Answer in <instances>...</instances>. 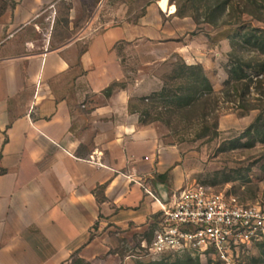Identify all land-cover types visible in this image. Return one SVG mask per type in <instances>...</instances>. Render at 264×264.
Segmentation results:
<instances>
[{
  "label": "crops",
  "instance_id": "crops-1",
  "mask_svg": "<svg viewBox=\"0 0 264 264\" xmlns=\"http://www.w3.org/2000/svg\"><path fill=\"white\" fill-rule=\"evenodd\" d=\"M16 1L0 17V264H127L110 230L149 226L192 179L188 155L131 108L158 88L142 75L128 82L119 45L176 37L193 22L154 0L138 23L85 27L31 52L24 36L46 0Z\"/></svg>",
  "mask_w": 264,
  "mask_h": 264
},
{
  "label": "rangeland",
  "instance_id": "rangeland-1",
  "mask_svg": "<svg viewBox=\"0 0 264 264\" xmlns=\"http://www.w3.org/2000/svg\"><path fill=\"white\" fill-rule=\"evenodd\" d=\"M151 1L46 0L39 3L35 11L38 15L31 19L24 39L30 38L31 52H36L66 43L85 27L94 33L124 22L138 23ZM252 1L231 0L222 12L210 16L207 4L215 1L177 0L184 16L193 22L191 30L176 37L142 40L138 47L122 43L119 51L128 82L142 75L146 82L154 80L148 86L157 91L166 83L176 87L184 81L171 79L181 57L189 65L203 66L213 92L191 106L175 110L166 107L151 98L154 91L148 94V101L136 96L133 106L139 110L142 122L155 123L165 142L178 145L188 155L191 181L214 190H228L244 201L264 202V71L257 75L264 54L243 42L249 27L264 30V20L257 19L260 12L264 16L259 6L264 0H257L256 5ZM172 3L177 6L175 0L159 1L168 13L174 12L170 9ZM16 4V0H0V17L8 15ZM159 14L164 25H172L170 16L163 11ZM186 40L193 41V47H188ZM187 47L185 53L180 51ZM239 64L249 76L231 81L230 71ZM259 117L262 119L256 124ZM110 232L113 249L121 257H128L127 264H179L187 259L183 253H151L150 225L127 233L116 228ZM247 251L244 264H264V246ZM77 263L91 264L81 260ZM200 263L215 264L205 258H200Z\"/></svg>",
  "mask_w": 264,
  "mask_h": 264
},
{
  "label": "built area",
  "instance_id": "built-area-1",
  "mask_svg": "<svg viewBox=\"0 0 264 264\" xmlns=\"http://www.w3.org/2000/svg\"><path fill=\"white\" fill-rule=\"evenodd\" d=\"M145 191L159 200L148 187ZM161 204L148 242L151 253H190L217 264H244L246 251L264 241V202L244 201L193 180Z\"/></svg>",
  "mask_w": 264,
  "mask_h": 264
},
{
  "label": "trees",
  "instance_id": "trees-1",
  "mask_svg": "<svg viewBox=\"0 0 264 264\" xmlns=\"http://www.w3.org/2000/svg\"><path fill=\"white\" fill-rule=\"evenodd\" d=\"M210 1H215L213 4H207V9L210 11L209 12L210 16H212L216 12L218 13L222 12L224 9V6L229 5L230 3L229 1L231 0H210ZM175 2L177 6L174 3H172V5L170 4V9L174 10L175 15L180 16V17H186L184 16L182 6L179 4V2H177V0H175ZM252 3L253 5H256L257 0H253ZM259 6H261V9H264V5H259ZM256 8H257V11H261L258 9L259 7H256ZM241 12L249 13L247 11H241ZM260 13H259V16H257V19L264 20V16ZM243 42L248 44V46L254 47L260 53L264 54V30L262 28L254 27V26L249 27L247 29V32H245L243 35ZM258 67L261 70H258L259 73L257 75H260L262 71H264V63L258 64ZM230 74H231L230 76L231 81L232 80L233 81L234 80L236 81L244 80L249 76L247 72L245 71L242 64H239L237 67L232 68L230 71ZM171 79L172 80L184 79V81L182 80V83L177 85L176 87L175 86L170 87L169 84L166 83L160 91H157V90L154 91L151 98H153V100H155L156 102L162 103L166 107L171 106L172 109L174 108V110H175V107L176 109L189 107L198 99H201L204 96H207L213 92L212 83L209 77L207 76V74L204 72L203 66L202 65H189L184 61L182 57L180 61L177 63V67L175 68V71ZM111 90L112 88L108 89V91H111ZM139 100L143 102L148 101L150 100V96L149 95L141 96ZM131 108L139 112V110L135 109V107L133 106V102L131 103ZM261 119L262 117H259L256 120V124ZM159 215L160 213H157L154 216V221L150 224L152 236H153L154 229H155L156 222H157ZM257 246L259 248L263 247L264 241L258 243ZM183 254L184 256H186L187 259L183 262H180L179 264H201L199 256H192L190 253H183ZM75 260L72 262V264H78L77 262L79 260L85 261L82 258H76ZM209 261L210 263L212 262L211 259H209Z\"/></svg>",
  "mask_w": 264,
  "mask_h": 264
}]
</instances>
